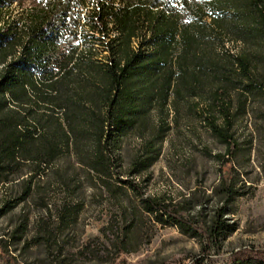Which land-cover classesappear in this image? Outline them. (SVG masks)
I'll list each match as a JSON object with an SVG mask.
<instances>
[{
    "label": "trees",
    "instance_id": "1",
    "mask_svg": "<svg viewBox=\"0 0 264 264\" xmlns=\"http://www.w3.org/2000/svg\"><path fill=\"white\" fill-rule=\"evenodd\" d=\"M28 1L13 24L7 15L24 0H0V188L8 190L0 218L35 199L52 250L55 226L75 223L85 207L75 198L86 181L124 228L140 227L143 215L173 224L199 245L190 264H210L235 231L227 216L246 186L234 159L264 143V0ZM196 124L224 147L205 146L221 170L201 196L220 204L197 215L194 192L176 200L142 184L170 133ZM132 137L140 143L126 166ZM29 222L22 215L0 235V264H26L15 244ZM128 235L119 254L133 251ZM226 264H264V251L240 249Z\"/></svg>",
    "mask_w": 264,
    "mask_h": 264
},
{
    "label": "rangeland",
    "instance_id": "2",
    "mask_svg": "<svg viewBox=\"0 0 264 264\" xmlns=\"http://www.w3.org/2000/svg\"><path fill=\"white\" fill-rule=\"evenodd\" d=\"M30 2L14 4L7 21L15 23L24 7ZM195 129L180 126L172 131L164 143L162 155L150 167L143 178L146 194L159 195L179 200L182 195L195 193L198 202L193 210L195 215L204 207L210 211L218 203L215 198L206 201L201 194L208 195L219 177L220 163L205 150L207 145L212 153L224 152V147L207 134L199 124ZM194 133H193V132ZM246 125L241 127L242 138L249 137ZM139 140L128 138L123 155L124 164L129 165ZM234 164L242 173L245 183L243 195L230 205L227 218L235 226L224 242L220 254L210 253V264H226L233 252L254 248L264 251V143L255 148L242 150L234 159ZM17 182V181H16ZM47 182L55 183V203L66 199L64 192L56 186L57 180L51 175ZM83 190L75 200L84 201V208L75 223L58 226L57 214H52L55 223L52 250L46 244L49 233L39 231V217H48L45 209L33 199L20 203L11 212L0 218V235L10 232L21 221L22 215H29V225L21 241L15 246L21 251L20 257L26 264H190L200 253L197 242L180 232L173 224L158 223L143 215L141 226L130 231L120 221V213L114 205L98 206L101 199L91 195L90 184L83 182ZM14 191H20V183H15ZM8 190L0 188V204L8 198ZM126 199V197H125ZM133 199V198H132ZM70 200V198H69ZM129 198L126 199L128 204ZM203 203V205H201ZM198 219L201 216H197ZM118 218V219H117ZM112 223V224H111ZM128 231V242L132 252H118L124 232ZM52 260H54L52 262Z\"/></svg>",
    "mask_w": 264,
    "mask_h": 264
}]
</instances>
